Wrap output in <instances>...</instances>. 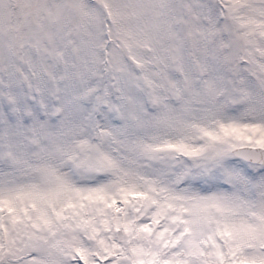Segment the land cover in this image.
Wrapping results in <instances>:
<instances>
[{"label": "snow or ice", "instance_id": "snow-or-ice-1", "mask_svg": "<svg viewBox=\"0 0 264 264\" xmlns=\"http://www.w3.org/2000/svg\"><path fill=\"white\" fill-rule=\"evenodd\" d=\"M0 264H264V0H0Z\"/></svg>", "mask_w": 264, "mask_h": 264}]
</instances>
